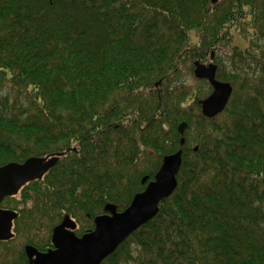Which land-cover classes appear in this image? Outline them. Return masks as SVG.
I'll list each match as a JSON object with an SVG mask.
<instances>
[{
  "label": "trees",
  "instance_id": "obj_1",
  "mask_svg": "<svg viewBox=\"0 0 264 264\" xmlns=\"http://www.w3.org/2000/svg\"><path fill=\"white\" fill-rule=\"evenodd\" d=\"M211 1L0 0V167L62 153L0 202V264L52 250L66 217L92 232L179 151L172 195L101 264H264V0ZM211 53L233 92L208 119Z\"/></svg>",
  "mask_w": 264,
  "mask_h": 264
},
{
  "label": "water",
  "instance_id": "obj_2",
  "mask_svg": "<svg viewBox=\"0 0 264 264\" xmlns=\"http://www.w3.org/2000/svg\"><path fill=\"white\" fill-rule=\"evenodd\" d=\"M218 0H212V4ZM214 53L210 59L213 60ZM217 67L214 64L194 63L193 75L197 80H205L212 89L211 94L199 102L201 114L208 119L221 114L226 108L233 89L229 83L216 80ZM159 84V83H158ZM157 84V85H158ZM156 85V86H157ZM187 125L181 123L178 132L182 136ZM184 139L180 144L183 145ZM62 154L54 157L29 158L22 164L9 163L0 167V202L4 197H12L28 182L39 180L52 168ZM181 165V152L165 157L161 167L146 189L134 196L131 204L123 212H117L113 205L105 207V214L94 220V230L82 237L72 232L75 224L65 218L52 236L54 249L39 253L27 246L25 254L30 264H101L128 239L136 230L151 221L158 213V205L174 192ZM147 178L142 179V184ZM17 213L0 209V242L12 238V224Z\"/></svg>",
  "mask_w": 264,
  "mask_h": 264
},
{
  "label": "rangeland",
  "instance_id": "obj_3",
  "mask_svg": "<svg viewBox=\"0 0 264 264\" xmlns=\"http://www.w3.org/2000/svg\"><path fill=\"white\" fill-rule=\"evenodd\" d=\"M218 55H220V54H218ZM220 57L223 58L222 55H220ZM209 60H210V57H209ZM205 64H207V63H205ZM196 80L193 77H191L190 75H188V76H185L184 83L190 85V87L192 86L193 88H196L197 87Z\"/></svg>",
  "mask_w": 264,
  "mask_h": 264
},
{
  "label": "bare ground",
  "instance_id": "obj_4",
  "mask_svg": "<svg viewBox=\"0 0 264 264\" xmlns=\"http://www.w3.org/2000/svg\"><path fill=\"white\" fill-rule=\"evenodd\" d=\"M206 99V98H205ZM204 100V99H203ZM57 154H62V153H57ZM57 154H55V156L57 155ZM62 156V155H61ZM61 156L59 157V158H61ZM25 253V252H24ZM26 255V254H25ZM26 257H27V255H26ZM27 259H28V257H27ZM28 261H29V263H31L30 262V260L28 259Z\"/></svg>",
  "mask_w": 264,
  "mask_h": 264
},
{
  "label": "flooded vegetation",
  "instance_id": "obj_5",
  "mask_svg": "<svg viewBox=\"0 0 264 264\" xmlns=\"http://www.w3.org/2000/svg\"><path fill=\"white\" fill-rule=\"evenodd\" d=\"M0 209H1V208H0ZM3 210H5V209H3ZM12 226H13V224H12ZM74 229H75V228H74ZM73 231H74V230H73ZM53 249H54V247H53ZM53 249H52V250H53Z\"/></svg>",
  "mask_w": 264,
  "mask_h": 264
}]
</instances>
